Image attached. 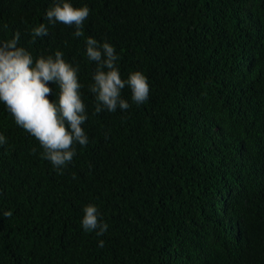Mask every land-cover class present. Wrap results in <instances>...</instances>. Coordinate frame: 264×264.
Returning <instances> with one entry per match:
<instances>
[{"label":"trees","instance_id":"obj_1","mask_svg":"<svg viewBox=\"0 0 264 264\" xmlns=\"http://www.w3.org/2000/svg\"><path fill=\"white\" fill-rule=\"evenodd\" d=\"M56 2L0 0V43L63 53L89 142L57 170L0 102V264H264V0H63L90 9L81 37L46 18ZM89 37L146 76L145 103L125 87L128 110L95 113ZM89 204L103 236L81 226Z\"/></svg>","mask_w":264,"mask_h":264},{"label":"clouds","instance_id":"obj_2","mask_svg":"<svg viewBox=\"0 0 264 264\" xmlns=\"http://www.w3.org/2000/svg\"><path fill=\"white\" fill-rule=\"evenodd\" d=\"M89 13L87 6L76 8L58 0L47 10L46 18L53 24L59 22L74 27V35L81 37ZM48 34L44 24L32 30L34 39ZM19 40L20 33L17 31L12 39L0 43V102L14 117L15 124L39 142L43 149L42 159L49 161L55 169L62 170L72 163L76 155L74 146H86L89 142L82 127L87 115L81 99L78 70L63 59L60 51L54 57L40 56L34 60L30 52L18 47ZM86 45L87 57L97 65L94 83L89 89L96 97L95 113L103 110L116 112L118 108L128 110L130 104L121 96L125 87L130 89L133 103L140 105L148 100L150 86L146 76L134 71L127 79H122L116 63L119 57L110 43L99 44L96 39L89 37ZM49 82L59 86L56 103L47 99L51 93L47 86ZM6 142V137L0 134V145ZM11 215L10 211L4 212L5 217ZM81 226L85 232H95L98 237L103 236L109 228L101 220L97 207L92 204L83 209ZM104 246L105 242L100 240L98 247Z\"/></svg>","mask_w":264,"mask_h":264}]
</instances>
